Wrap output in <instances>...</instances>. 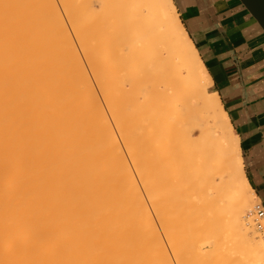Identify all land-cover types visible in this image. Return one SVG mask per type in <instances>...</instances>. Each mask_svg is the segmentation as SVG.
<instances>
[{
    "label": "bare ground",
    "instance_id": "1",
    "mask_svg": "<svg viewBox=\"0 0 264 264\" xmlns=\"http://www.w3.org/2000/svg\"><path fill=\"white\" fill-rule=\"evenodd\" d=\"M91 20L100 29L88 36L80 27ZM25 25L40 34L33 49ZM66 28L90 54L81 57L82 45L78 54ZM105 30L116 40L106 42ZM106 60L114 73L102 68ZM211 84L174 0H0V264H170L165 239L181 231L172 236L156 198L163 233L142 210L159 188L150 176L160 164L167 185L157 186L164 198L185 194L186 216L210 203L220 210L207 224L186 219L185 229L233 223L250 241L245 264H264L240 138ZM140 102L151 107L117 127L108 121L105 108ZM127 154L139 156L135 166ZM122 201L131 214L120 213Z\"/></svg>",
    "mask_w": 264,
    "mask_h": 264
},
{
    "label": "crops",
    "instance_id": "2",
    "mask_svg": "<svg viewBox=\"0 0 264 264\" xmlns=\"http://www.w3.org/2000/svg\"><path fill=\"white\" fill-rule=\"evenodd\" d=\"M240 138L246 178L264 207V30L240 0H174Z\"/></svg>",
    "mask_w": 264,
    "mask_h": 264
},
{
    "label": "rangeland",
    "instance_id": "3",
    "mask_svg": "<svg viewBox=\"0 0 264 264\" xmlns=\"http://www.w3.org/2000/svg\"><path fill=\"white\" fill-rule=\"evenodd\" d=\"M25 7H27L28 10H32V8L34 7V5H33V3H31L30 5L25 6ZM25 27H27V28H24L23 29V35H25L24 37H27L28 36L27 34H29V37L25 38V40L27 41L26 45H28L30 48L32 46H34V44L36 46V43L35 42H37L40 39V38H38V37H40L39 36L40 34L37 32L36 29L33 28V26L31 27V25H25ZM80 29L84 32L85 35L92 36V35L96 34V32L99 31V29H100V21H97V20L87 21V22H85L80 27ZM66 30L67 31L68 30L70 31L69 28H66ZM69 31H68V33L71 34V32H69ZM105 31L106 32H103V34H102V38L105 39L106 42H112V41H115L116 40L115 33L109 32L108 30H105ZM35 33H37V34H35ZM53 33L54 32H49L48 34H53ZM31 36H33L34 38H36L37 41H36V39L32 38ZM31 38L34 39V41ZM71 38H72V41L74 42V44L76 46V49H78V54H80V56H81V52H83V54L81 56L82 58L85 57V56H87L86 52L88 54H90L91 47L88 46L86 48V46L87 45H90V43H87L85 45H82L83 43H80V44L78 43L79 44L78 45L77 43H75L76 40H75V38H74V36L72 34H71ZM23 39H24L23 37H22L21 40L19 39L20 40L19 41L20 49L22 48L20 50L21 51L20 53H22V54L24 52L26 53V51L28 53V50H30L29 47L23 46V45H25ZM63 42H65V40ZM66 43H64V44H66ZM80 45H82V47ZM78 46L81 47V48H85V49H81L80 48V50H84V51H81L80 52ZM31 49H33V47ZM46 53L44 52V54H46ZM84 53L86 55H84ZM114 66L115 65L112 62H110V61L108 62L107 60H106V62H104L102 64V68L107 73H114L117 70V68H115ZM35 69H36V67H35ZM84 69H85V71L88 74H90V72L92 70V67H90L89 64H85L84 63ZM50 70L52 71L53 69H50ZM155 81L159 82V81H161V79L159 77H155V78L152 79V82H155ZM209 87H210V85L207 86V91L208 92H212V91H215L216 90L213 86L210 89H209ZM122 91H123V95H124V93L126 94V90H125V87L124 86L122 88ZM149 106L151 107V104L140 102L138 104L136 103V104H134L132 106L127 107V109L120 107V108H117L115 111H110V110H107L105 108V113H106V116H107L108 121L111 124H114L117 127L118 124H119L118 122H119L120 118H129L131 113H132V116H134L135 114L141 115L142 113H144L146 110L149 109ZM133 123H137V122H133ZM139 124L140 123L133 124L132 125V130H134L135 133L136 132H141V128H140L141 126ZM196 132L199 135L200 134V129L198 128L196 130ZM162 151H163V149H161V147H160L158 149H153L151 152L153 153L152 155L155 156L157 154L162 153ZM127 155L128 156L126 157V159H127V163L129 164L130 167H133L134 163H136V161L140 160L139 156H137V155H133V156H130L129 154H127ZM131 164H133V165H131ZM162 165L160 164L161 169H160V166L157 167L158 169L155 168L157 170L152 169L154 171L151 173V176H150V178H151V184H150L151 189H152L153 186L154 187L155 186L156 187H159L158 189H156V188L155 189L158 191V193H161V194H162V192H160V191L161 190L163 191V189L166 187L165 185H167L166 180H164V177L162 176V174H163L162 173V171H163V168H162L163 166ZM160 170H162V171L160 172ZM157 172H160V173H157ZM160 174L163 177L162 179H160ZM137 177H136L137 184L139 183L138 186L140 187L141 190H143V188H141L143 186V184H142L143 182H141V184H140L139 178H137ZM158 178H159L160 181L158 180ZM142 181H143V179H142ZM154 184H156V185H154ZM158 184L160 186L161 185L162 186L164 185L165 187L157 186ZM160 188H162V189H160ZM155 189H154V191L152 190V191H150L148 193V197H144L146 204L144 205V207L142 208V210L143 209L145 210L143 212H144V216L146 215V217H147V218L145 217L146 218V222L150 221L149 224L153 225L152 226L153 228L159 229V231L161 233H163L162 230L165 228L164 227L165 225H164L163 222H161V219L159 218L160 215L157 214V215H159V217L157 215H155L157 213L156 212L157 209L154 207L155 206V205H153L154 203H152L153 202L152 198H156L155 199L156 202L158 201V202H160V205L161 206L163 205L164 208L166 207V211L169 210V212L168 211L166 212L167 214L170 213V214H168L169 216H167L168 218H167V221L166 222L168 223V226L170 227V228L169 227L168 228L171 231L172 236L174 235L173 232H177L178 233L179 231H181L183 233L182 234L181 232H179L178 233V236H179V234H180V236L178 237L176 235V238H175V236H173L174 239L173 238H171V239L169 238L167 240L165 239V244H166L167 250H168L167 254H169V255H167V257L169 256L167 260L168 261L171 260L170 264H179V263L180 264H182V263L183 264H245L244 258L248 254H251L250 253L251 251L249 249H247L248 247H246L249 244L250 241L247 240V238L244 239V237H242L241 235H240L241 237L238 236V234L240 232H239V230H237L238 227L235 226L233 223H229L227 226L226 225H224V226L221 225V226H223L221 229H220L221 226L216 227V228H213V227H209L207 225L206 226L207 228H204V229L203 228L202 229H197V228L196 229H193V231H194V232L192 231L193 233L191 231H189V230H192V229H185V227L187 226V223L184 222V221L186 219H187L186 221H189V223H190L191 220L194 219L196 221L193 220V222H196L197 223V222H200V221L201 222L204 221L207 224L215 216H216V218H218L217 216H218V214H220L219 213L220 210H219V208H217V206L214 203H212V204L210 203L211 206L210 205L206 206L205 207L206 209L204 208L202 210L203 212H201V213L193 212V214L191 213V214H189V216H186L187 215V212H188V211L187 212L185 211V210H187L186 209L187 207H185V206H187L186 205L187 204V197H185V194L184 193H181L180 192L179 194L175 195L174 197L168 196V197L164 198L163 196H167L166 193H165L166 191L165 190L163 191L164 192L163 193L164 195H161V194L158 195V193H153V192H156ZM153 194H157V195L154 196ZM152 195H153V197H152ZM161 196L164 198V200L162 199ZM149 197L151 198V200L149 199ZM159 200H161V201H159ZM123 202L124 201H122L121 211H123L124 213L123 212H120V213L121 214H124V215H128L129 213L131 214L133 212L132 211L133 206L130 209V207H131L130 205L131 204L126 203V204H129V207L128 206L124 207L125 205H123L124 204ZM128 202H131L132 203V201H128ZM253 205H254L253 206L254 207V211H253L252 215L250 217H248V218H252L254 220V224H255V227L254 228H255V230H256V232L258 234V237L256 239L257 240H261V242H263V244H264V233H262V232H260L258 230L257 223H256V220H257V215H256L257 214V207L261 205L259 203V200L257 199V197L254 200ZM125 208H128V209H125ZM206 210H208V211H206ZM180 212L181 213L182 212H186L185 216L184 215H179ZM195 213L198 214V215H196ZM148 214L150 215V217H149ZM199 216H200V220H199ZM185 217H189V218H185ZM203 217H204L205 220L203 219ZM177 219H179V220L177 221ZM208 219H209V221H208ZM174 221H175V223H173ZM179 222H182L183 224H181ZM185 223H186V225L183 226ZM161 224H162V226H161ZM171 224L173 226H171ZM180 225H182V226H180ZM160 228H163V229H160ZM171 228H172V230H171ZM181 228L185 229V231L183 229H181ZM212 229H214V231H216L218 229L216 231L217 233L215 232L213 234ZM186 230H187V232H186ZM204 230H205V232H204ZM197 231L199 232V234H198ZM200 233H201L202 236L200 235ZM229 233H230V235H229ZM207 236H208V238H207ZM210 236L213 237V238H211ZM235 236H236V238H235ZM230 237H231V239H229ZM260 237H262V239ZM131 238H132V234H131V237L128 235V239L130 240ZM175 240H177V241H175ZM218 240H220V241H218ZM214 241H216V242H214ZM175 242L179 243L178 245H180V246H178L177 243H175ZM225 242H227V244H225ZM221 243H223V244L221 245ZM232 243L234 245H231ZM230 245H231V248L227 247V246H230ZM179 250H181V254H179V252H180ZM224 251H226V252H224ZM207 252H209V253H207ZM179 256L181 258L180 260H178ZM237 257L238 258H241L242 261L240 259H238ZM235 258H237V259H235ZM181 261H182V263H181ZM154 262L155 261L152 260V264H154ZM246 264H253V263L252 262H249V263H246Z\"/></svg>",
    "mask_w": 264,
    "mask_h": 264
},
{
    "label": "water",
    "instance_id": "4",
    "mask_svg": "<svg viewBox=\"0 0 264 264\" xmlns=\"http://www.w3.org/2000/svg\"><path fill=\"white\" fill-rule=\"evenodd\" d=\"M264 30V0H240Z\"/></svg>",
    "mask_w": 264,
    "mask_h": 264
},
{
    "label": "built area",
    "instance_id": "5",
    "mask_svg": "<svg viewBox=\"0 0 264 264\" xmlns=\"http://www.w3.org/2000/svg\"><path fill=\"white\" fill-rule=\"evenodd\" d=\"M257 228L264 233V207L261 205L257 207Z\"/></svg>",
    "mask_w": 264,
    "mask_h": 264
}]
</instances>
